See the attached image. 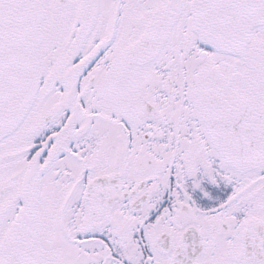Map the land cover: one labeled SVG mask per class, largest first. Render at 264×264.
Segmentation results:
<instances>
[{
	"label": "snow or ice",
	"instance_id": "obj_1",
	"mask_svg": "<svg viewBox=\"0 0 264 264\" xmlns=\"http://www.w3.org/2000/svg\"><path fill=\"white\" fill-rule=\"evenodd\" d=\"M0 264H264V0H0Z\"/></svg>",
	"mask_w": 264,
	"mask_h": 264
}]
</instances>
